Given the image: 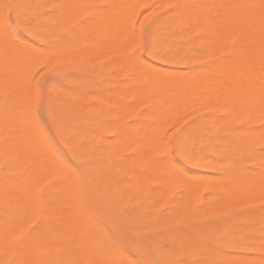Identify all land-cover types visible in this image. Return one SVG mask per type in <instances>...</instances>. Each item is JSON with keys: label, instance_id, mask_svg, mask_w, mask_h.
<instances>
[{"label": "rangeland", "instance_id": "rangeland-1", "mask_svg": "<svg viewBox=\"0 0 264 264\" xmlns=\"http://www.w3.org/2000/svg\"><path fill=\"white\" fill-rule=\"evenodd\" d=\"M3 1H4V3L6 2V5L4 4L5 6L3 5ZM17 1L18 0H2V2L0 1V4H2V6L5 7V12H6L5 16H6V18L8 17V19H6L5 22L4 21L2 22V23H4L3 25H5V27L2 26V23L0 26L2 27V29L8 28L5 30L10 31V34H11V36L9 35L11 37L10 38L8 36L9 33L3 34V32H5V31L3 30V32H2L0 30V32L3 34V35H1V33H0V38L5 39V40L8 38L6 40L8 43L16 41V43H18V44L20 43L19 45L21 47V49H20L18 47L19 45L17 46L18 49L21 50V52L19 51V52L15 53L14 58H11L13 55L9 54L7 45L3 44V47L5 49H2V47H0V61H1L0 62V64H1L0 71L6 72V69H8V66H9L11 68V70H15L14 71V73H15L18 69H21V68L23 69V67H24L25 73L22 69H21V71H23L22 75H24V74H26V75L23 78L24 81L22 79V83L21 82H20V84L18 83L19 85H16L17 82L16 83L14 82L13 83L14 85L10 84V86H9L8 84H5L4 82H2V80L0 79L1 80V82H0V92H1L0 93V103H1L0 104V115H6V114H8V116L11 115L10 118L8 119V121L11 122L12 124L14 122L13 118L16 115H18V118L16 116L14 123L15 124L16 123L21 124L22 128H24L23 124L28 125V123H30V125H31L32 123L34 124V123L38 122L37 125L38 124L39 125L38 126L34 125V127L33 126L29 127V126L25 125V127L29 128V129L27 128V130H29V132H30L29 135L32 134V132H33L32 137L30 135L31 140H34L33 141L34 143L40 144L41 147H42L43 143L46 145V143H45L46 141H43V143H42V139L47 140L48 146L49 147L51 146L50 148H52L53 151H55L57 153V155L59 154V156L63 160V164L66 165L64 167L65 168L67 167L65 174H63L64 176L62 175L57 179H53V181L48 180V181L43 183L44 186L41 184L39 186V188L37 189L38 196L44 197L45 194H42V193H45L50 188L49 186H52L55 183L56 184L60 183L59 185L65 184L66 186H71V185L73 186L74 185L76 188L75 198H76L77 202L79 203V205L81 206V208L85 211V213L90 218L91 224L93 223L90 227L92 232H94V234L91 235V238H90L91 241L93 242V244L97 250L102 251V253H103V251L108 253L107 254L108 256L106 255L108 258H111V256H112V258H111L112 260L110 259V261H111V263L115 261L114 264H116L117 261H120V262L126 261V264L127 263L128 264H173V263L178 264V262H180V264H183V263L184 264H224L226 261H229V262H226L225 264H229V263L230 264L231 263L232 264H240V263L244 264L245 262H246V264L247 263L253 264V262H254V264H256L258 262H262L261 260H263V258H264V231H263V229H264V200H263L264 197H262L264 195V189H263L264 188V181H263L264 180V178H263L264 172H262V171H264V167H263L264 159L262 161V158H260V157H264V156H261V153H264V146H263L264 145V139H263V136H258V135H261V132H263L261 130H263V128H264V122L261 119L264 118L263 117L264 111L256 108L257 106H256L255 92L248 91V93H247L248 100H247V98H246L247 101L243 102V100H242V102L244 104L240 105V109L244 108L245 111L243 110V112H242L243 115L241 114V111L239 113H236L237 115L234 114L233 117H235V118L230 117V116H232L231 114H233L231 112L233 102L222 107V106H220V104L222 105L223 101H222V103H221V101H219V111L217 110L218 112L217 111L213 112L212 110H206L205 108H202L201 111L200 110L194 111L195 114L193 113V115L187 116V114H188V111H187V113H185V114L188 118H186L185 120H182L178 125L175 124L176 125V126L174 125L175 128L172 125L175 123L176 120L175 121L173 120L174 123H171V122H173V121H171L170 124H172V125H168L169 127H166V124H167V122H166V124L164 126L165 129L162 127L161 132H160V134L163 132L161 134L162 138L160 136L161 145L158 144L159 141L157 142L158 150L159 149L162 150L161 149L162 146H164V147L166 146V147L162 151L159 150L160 152H158L157 149H155L154 153H152L153 155H151V154L148 155L147 153H144V156H143V154L136 151L138 149L136 145L123 146L121 144L119 145L118 141L117 142L115 141L117 136H116V133L114 132L113 127H116V125L122 126L126 130H130L131 128H133L130 131H132L137 136V134H140L138 132H141V129H140L141 125H140L139 121L142 122L141 124L144 123V124L149 125L150 122H153L152 121L153 118H150L151 114L153 115L154 112H158L157 109H156V111H152L153 103L155 104V106L160 104V105H158L159 107H157V108L161 107L163 109L165 107L164 103H163V107H162V105H161L162 103L156 104L154 101L151 100L153 98L155 100L159 96L160 93H159V90L157 88H149V89L147 88L146 103H145V100L144 101L142 100L144 98H142V99L139 98L140 95H138L139 97H136L137 93H138L137 90L140 92L141 90L143 91L144 89H146L143 86V83L141 81L139 73L137 76L138 70L140 71L139 65H142L143 64L142 62L145 61L148 64H152V66L161 67L164 69L166 68L165 70H168V69L173 70V69H176V67L179 70H181V69L185 70L182 59H179L180 62L178 59L173 60V55L175 54L176 45H180L181 48L187 50L189 53H192V55L195 53L196 54L199 53V55L202 54V55H204V57L211 56V58L209 60L203 59V60H198L196 62V65L198 66L199 69L200 68L204 69V70H206V69L210 70L211 68L214 69L216 67V65L222 64L224 62V59H226V57H228V55L226 53H224L223 51H219L220 52V54H219L218 51L214 48L213 39L211 37L205 38V36L203 35L204 33L202 31L194 30V32H193L192 31L193 29H189V30L186 29L187 30V32H186V30L184 28H182L179 24L174 23L175 19H172L173 17H171L172 14L170 15V13H173V10L176 9L177 5L175 3H177L178 0H172V2H171V0H167V2H169V1L171 2V3H169V6H168V4L165 6L166 0H163L162 5H164L165 7H163L162 10L159 8L160 0H147V1L145 0L144 3H143V1L141 2L143 4L139 3L140 4V5L138 4L139 6L136 4L138 2L135 0L136 3L134 2V6L136 5V7L134 8V6H133V8H134L133 9V15L134 16H132V19L134 18L132 20V30L134 33H133V35H131L132 36V38H131L132 42L130 41L131 42V47H130L131 49H128V47H127L126 49H128V52H126V50L123 49V51L125 50L124 53H123V51L121 52V50H120V52H117L115 49L118 50V48H115L116 44H114L113 42H111L110 45L114 44L115 47L113 45L112 46L115 49L112 47H106V45H107L106 43L108 42L107 41L108 39H106V38H108L107 35L104 36V38L106 37L105 38L106 41L103 42V39H102L103 38L102 33L104 32V30L102 29V28H104V22H103L104 20H102L101 18H102V16L105 18L106 14L109 15V13H111L110 10L114 9L113 6L117 2H119V0L118 1L114 0L116 3H112V2H114L113 0H112V2H111V0H98L99 2L97 0H94V1L93 0H84V1L83 0H77L76 4L78 3L77 6L79 5V7L75 6V8L76 9L81 8V9L80 10L77 9V11L74 10V11L70 12L72 14V17L74 14L73 12H75V11L77 12V15H76L77 18L75 17V14H74V18H75L74 21L71 20L72 19L71 14L67 13V11L63 10V8L61 7L60 3L63 0H61V1L54 0L56 3H54V1L52 0V4H50L51 2L49 3L50 0H47L46 2L44 0L43 1L42 0H39V1L31 0V3L29 4V6H25L24 11H20L21 13L15 7V3ZM88 1H90V2H88ZM95 1H97L96 2L97 4H94ZM110 2H111V4H108ZM263 2H264V0H263ZM44 3H47L49 6H47V4L45 5ZM158 3H159V5H158ZM196 3H197V6L199 3H201V4H199V7L205 6L204 3L202 2V0H198V1H196ZM42 5L44 7H42ZM90 5H92L93 7H91ZM111 5H113V6H111ZM146 5H152L154 7H152L151 11H147L146 7H145ZM262 5L264 6V3H262ZM2 6L0 5V7H2ZM4 7L2 8L3 12H4ZM89 7H91V9ZM94 7L96 9L99 8L100 11H102V9H103L102 12H104L106 10L105 12H109V13L105 14V12H104V15H103V13L101 14L100 11L95 10ZM250 7L253 8V11L255 10V12H256L255 15H256L257 19L258 18L263 19V20H260V19L258 20L259 23H257V27H256L255 32H258L259 34H261L260 37L262 40H258L257 43H258V45L259 44L261 45V48H264V44H263L264 43V40H263L264 34H262V32L264 31L263 30L264 29V16L262 17V15H261V14H264L263 13V11H264L263 7H258L257 4H250ZM107 8H109L110 10ZM260 8H262V9L259 11H260V13L262 11V13L259 15L262 18L259 17V15H258L259 11L257 9H260ZM89 9L92 11V13H90ZM92 9H94L95 12ZM26 10H27V12H25ZM85 10H88L87 12L90 14V16H92V14L95 15L96 11H97L100 13L99 15H101V17L98 16V13L95 15V18H93L94 15L92 17H90L88 15V13H86ZM17 11H18V13H17ZM63 11H65V13ZM81 11H83V12L81 13ZM62 12L64 13L65 16L63 15ZM159 12H162V13H159ZM167 12H168V14H167ZM78 13H80L79 16H78ZM0 14H1V17L5 18L4 17L5 13H2V11H0ZM2 14H3V16H2ZM21 14H23V15H21ZM54 14H55L56 18L54 17ZM25 15H27V16H25ZM66 15H68L70 18L68 19L67 18L68 16H66ZM86 15H88V16H86ZM22 16L24 18H22ZM51 16H52V18H55V19H51ZM1 17H0V19H1ZM18 17L20 19H18ZM62 17L65 20H62ZM85 17H87V18H85ZM159 17H161V20L166 21L168 24L167 27L170 28V29L167 27L165 28L166 34H164V35L160 34L161 30L158 29L157 27H155V23L160 20ZM162 17H164V18H162ZM57 18H60V19H58L59 22L56 21L57 23H54L55 24L54 25L55 27H54V26H52L53 25L52 22H53V20L55 22V20ZM99 18L103 22V24H102L103 27L101 25V22L98 23V24H100L99 26H101V27H99V26H97V27L100 28V31H103V32H100L102 34V36L98 32H96V31H99V29H97V27L95 28L96 23L93 26V21H95V22H96V20L100 21ZM169 18H171V19H169ZM50 19L52 21H50V23L47 22ZM66 19H67V21L69 20L68 22L71 21V23L68 24V22H66ZM7 20H8V23H7ZM89 20L92 22L91 23L92 25L87 24V22ZM78 21L80 22L81 25L79 24ZM172 21H174V22H172ZM0 22H1V20H0ZM9 22L11 24H9ZM63 22L67 23V24H63L64 27L61 24ZM24 23L25 24L27 23L26 25H29V26L38 25V27L41 24L39 27V29H41V30H39V32L43 33L41 35L43 36L44 40L43 39L38 40L35 37L34 33L33 34L27 33L25 31V24ZM59 23L62 26H60ZM56 24H59V25H56ZM76 24L78 26H76ZM153 24H154V26H153ZM258 24H259V26H258ZM261 24H263V25H261ZM47 26L49 28H47ZM58 26H60L61 28L63 27L62 28L63 30L58 31L57 29H61V28H58ZM91 26H92V29L95 30L94 33L92 32L91 28L89 29V27H91ZM1 27H0V29H1ZM43 27H44V30H43ZM66 27H67V29H66ZM54 28H56L55 29L56 31L54 30ZM261 28H263V29H261ZM86 29H88V31ZM247 29H249V28H247ZM182 30H184L183 31L184 36H182L183 35V33H181ZM80 31H82L84 34L79 33ZM158 31H159V34H158ZM52 32H53V34H51ZM87 32H88V34H87ZM14 33L16 34L15 36H14ZM252 33H253V30L250 31V29L245 30V32H244L245 40L248 43H249V40L252 39V37L254 35ZM48 34H49V36H48ZM73 34L75 35V37ZM131 34H132V31H131ZM180 34H182V35H180ZM88 35L91 37L93 35L92 38L88 37V39H90L89 41L87 39ZM160 35L165 36L169 39L168 45L171 48L169 47L168 50L165 51V54H168V56H172L171 58L169 57L170 58L169 63H167L163 66L158 65L157 61L160 57L159 55H157L155 57L149 53L148 56L145 57V51H144L146 46L152 45V43L157 40L156 37L159 36V38H161ZM12 36H14V37H12ZM16 36H17V38H16ZM174 36H175V38H176V36L178 38H176V40H175ZM98 37H100V38H98ZM179 37H181V38H179ZM20 38H21V40H20ZM95 38H97L98 40H96ZM150 39H151V41H150ZM20 41H24L26 43L30 42L29 44L27 43L28 45L33 43L35 45V48L43 47L44 49H42V50L43 51L45 50L44 52H46V53L49 50L48 49L46 51V47H49L50 51L51 50L53 51V49L56 48L55 50L57 51L59 49V47L61 46V47H63V50L60 47V49H59L60 52H59V50L57 52L53 51L54 54H52L51 52H48L50 54L49 55L48 53L46 54L43 51H38L37 49H35L37 51L34 52L33 47L30 48V46H28L31 50L33 49V52L31 50H29L28 52L31 51L32 54H29V53L27 54V52H26L27 51V48H26L27 45L25 46L26 49L22 48V47H24L22 45V43L24 44V42L21 43ZM92 41H94V42H92ZM61 42H63V43H61ZM86 42H87V45H84V43H86ZM95 42H97V43H95ZM88 43H90L89 45L92 44V46L91 47L88 46ZM102 43H103V45H102ZM104 43L106 44L105 45L106 49H104L105 47L100 46V44L102 46H104ZM109 43L110 42H108V44ZM1 44H2V42H0V46H2ZM121 44L124 45V43L120 42V45L118 44L117 47L118 46L121 47L122 46ZM171 44H173V45H171ZM14 45H15V43H14ZM125 45L127 46L128 43H125ZM94 47L98 48V49H95ZM100 47H101V49H99ZM90 48H92V49L90 50ZM93 49H95V50H93ZM102 49L105 51V53L102 52L103 51ZM22 50L24 53L22 52ZM80 50H81V52H85V54H87V55L90 54L91 55L90 59L84 53L79 52ZM87 50H89L90 52L87 53L88 52ZM100 50L102 53H104V56L106 55L105 58H104V56H103V58L101 57L102 53H100ZM92 51H94V52L99 51V55L100 54L101 55L99 56L96 52L93 53ZM130 52H131V54H130ZM33 53H34V55H33ZM71 53H73V54H71ZM76 53L78 54L79 57L77 56L76 59L74 60L76 55L75 56H73V55ZM4 54L6 56H4ZM40 54H41V56L44 55L45 57L42 56L40 58V56H39ZM79 54H81L82 60H81ZM83 54L85 55V57H83L84 56ZM92 54H94V57L92 56ZM96 54L98 55V57H100L99 59L101 61L98 60V58H96L98 61H96V59H93L97 56ZM209 54H211V55H209ZM8 55L10 56L9 60L6 59V61H5V57L8 58ZM17 55L19 58L17 57ZM22 55H24V56H22ZM29 55L34 56L33 58H35V59L32 58V60L33 61L35 60V64L38 63V65L36 64L37 67L33 61L31 62ZM37 55L39 57H35ZM58 55H60L61 58H63L64 60L61 61V58ZM71 56H73L72 57L73 59L71 58ZM24 57L27 59H25ZM127 57H130L133 59H138V60H135V62L132 61L134 63H132V62L129 63L126 61ZM10 58H11V60H10ZM44 58H45V62H40L41 60L44 61L43 60ZM56 58L58 59V61H56ZM69 58H71L72 60L68 61ZM123 58H124V60H123ZM12 59H13V61H12ZM14 59L15 60L20 59L19 60L20 63L18 60L14 61ZM91 59H93L92 62H90ZM117 59H120V60H117ZM261 59H262L261 65L263 64L261 67L262 68L261 71H263V74H264V57ZM51 60H52V62H51ZM140 60H141V62H140ZM7 61H9V62L11 61V62L7 63V65H6ZM25 61H27V62L29 61L30 65L34 64L35 66L31 65L33 67L32 68L30 65H28V63L23 65L25 63ZM67 61H68V63H67ZM13 62H15V64ZM49 62L52 63V65ZM84 62H85V64H84ZM118 62L120 63V65L118 64ZM124 62L127 65H129L130 67L127 68L126 64ZM137 62H139V64L136 67L135 64ZM170 62H172V63L170 64ZM11 63H13V64H11ZM48 63H49V67L47 65ZM140 63H142V64H140ZM174 63H176L177 65L176 66L173 65ZM9 64H11L12 66H10ZM16 64L18 65L17 68L19 67V64H20V68H18V69L15 68ZM113 64H115V65H113ZM121 64H123V65H121ZM5 65H6V67H5ZM77 65H79V66H77ZM131 65L133 66V68L131 67ZM13 66H14V68H12ZM121 66H123V67H121ZM35 67L37 69H35ZM116 67H119V70ZM1 68H2V70H1ZM113 68H116V69L113 71L112 70ZM122 68H123V72H122V70H120ZM134 68H135L134 72L131 71V69L133 70ZM195 68H197V67H194V69ZM32 69L35 70V71H33L34 73L31 72ZM136 69H137V71H136ZM8 70H10V69H8ZM129 70L131 71V73ZM135 71H136V73H135ZM8 72H10V71H8ZM19 72H20V70H19ZM132 72H133V75H132ZM202 72L203 71H200L198 74L201 75ZM249 72L250 73H248V72L246 73V77L249 74V78H251L252 75H250V74H252L253 69L250 70ZM14 73L12 71V74H14ZM115 73H120L121 75H118ZM134 73H135L136 77H135ZM114 77H116V78H114ZM29 80H33V82H35V83H33L32 81L26 82ZM81 80H82V82H81ZM3 83H4V85H3ZM23 83L26 84L25 85L26 90H24L25 88L24 89L20 88V87H24ZM27 83H29V84H27ZM31 83H33L32 91H34V92L31 91L32 93L30 91H28L27 87H26V86H28V89L31 90V88H30L32 86ZM78 83H80L81 86H78ZM134 83H136V84H134ZM21 84H23V85H21ZM34 84H35V86H34ZM107 84H108V86H107ZM117 84H118V86H117ZM15 85L17 88H20L21 90H23L24 94L30 93V94H33V97H32V95L29 96L30 94H27L24 96L22 92H21L22 93L21 94L18 91L17 92L19 95H17L16 94L17 92H15L17 89L15 87ZM29 85H30V87H29ZM95 85H96V88L94 87ZM13 87H15V88H13ZM134 87H136V88H134ZM141 88H143V89H141ZM14 89H15V91H14ZM20 89H19V91H21ZM109 90L111 91L110 92L111 94L108 92ZM121 90H122V92H121ZM9 91L11 94L9 93ZM24 91H27V92H24ZM126 91L128 93L130 91L129 94L127 93V96H126ZM135 91L137 93H135ZM155 91H157L158 96H157V93ZM249 92H250V95H249ZM8 93H9V95H8L9 98L7 96ZM14 93L18 96V98L20 100L18 98H15L16 95ZM76 93H80L82 95V98L84 99V101H83V99L81 100V99L74 98L73 96ZM154 93H155V95H153ZM68 94H69V96H68ZM107 94H108V96L110 95L109 97H111V100L114 99L113 100L114 105L106 106V105H103L100 103V101H99L100 97H101L100 95L106 96ZM21 95L24 97L21 98L22 97ZM86 96H88V97H86ZM89 96H92L93 99L92 98L90 99ZM94 96L97 97V99L98 98L99 99L97 100ZM123 96H126V98ZM154 96H156V98ZM30 97L33 98L34 103L29 101L28 98H30ZM13 98H15V99H13ZM24 98H25L26 102L28 99L30 104L28 102H27L28 104H25V101L21 100ZM115 98H116V100H115ZM137 98H139L138 101L141 100L140 104H139V102L136 101ZM249 99H251L252 101L254 100L253 102H254L255 106L252 104L253 102ZM7 100H9V102L6 104L5 102H7ZM96 101H99V102H96ZM116 101H117V103H116ZM2 102H4V103H2ZM64 102L67 103V105ZM142 102H144V104ZM228 102H231V101H228ZM228 102H226V103L224 102V103L227 104ZM10 103H12V104H10ZM20 103H21V106H20ZM31 103L34 106H31L32 105ZM119 103H121V104H119ZM132 104H133V107H134V105L136 106L137 104H139L138 106H140V105L141 106L140 107H137V106L134 107V109L136 108L134 110L133 107H131ZM12 105H13V108H12ZM115 105H117V106H115ZM124 105H125V107H124ZM128 105L131 108V109L129 108L130 110L127 108ZM247 105L250 106V108ZM24 106H25V108H22ZM94 106H96V107H94ZM194 106H191L190 109H192ZM196 106L193 109H196ZM229 106H231V107H229ZM241 106H243V107H241ZM246 106L249 109L246 108ZM16 107L18 108L17 110H16ZM88 107L90 109H88ZM115 107H118L117 110H115ZM30 108L34 109L33 112L35 115H33V116L35 118L32 116L33 112L31 113ZM56 108L57 109L58 108H61V109L68 108L70 113H71L70 119L72 121H75L78 119L83 120V119H88V118H92L93 120H95L96 122L94 125L91 126L88 137L85 139H77V138L73 137L70 133H67L64 135L62 132V125L56 121V115H57V111H58ZM119 108H121V109L119 110ZM161 108L159 110L160 111L159 114H161V112L165 110V108H164L161 111ZM198 108H199V106H198ZM6 109H8V111ZM20 109H22V110H20ZM145 109H147V110H145ZM250 109H252V110H250ZM253 109L255 111H258L259 113L261 111L263 112V113L261 112L262 115L260 114L261 115L260 118L257 117L258 113L252 112ZM79 110H82V112L80 113ZM29 111H30V113H29ZM117 111H119V113ZM120 111H122V112H120ZM131 111H132V114H131ZM133 111H135V113ZM5 112H6V114H5ZM16 112H18L19 114H17ZM20 112L23 113V115ZM111 112H112V114H110ZM116 112L118 115H121L120 113H122V115H121L122 117L118 116L116 114ZM191 112H189V113L191 114ZM250 112H252L253 114H251ZM101 113H102V115H101ZM254 113H256L257 115L256 114L254 115ZM20 114L22 115V117ZM208 114H210V115H208ZM247 114H248V116H246ZM249 114H251V116H249ZM27 115L28 116L30 115L29 118H27L28 117ZM182 115L184 116V114H182ZM182 115H181V117H180V115H179V117H177L173 114V116H174L173 118L175 119V117H177V121H178L179 120L178 118H180V119L183 118ZM252 115H254V116L252 117ZM186 116H184V118ZM209 116H217L220 119H222V117H223V119H225L226 121H231V123L229 124V129L230 128L235 129V130L237 129L239 132L245 131L244 133H246V130H247V134H244L242 132V136H244V137H242V139L243 138L247 139L248 142L247 141L245 142V140H243V142H245V143H243V142H241V143L245 144V146H248L249 148L252 147L251 148L252 150L247 149V147H245V152H243V154L239 158H237V160H233L232 158L229 159L231 156H228L229 154L227 155L226 152L222 153V151H224V148H225L223 144L218 145L217 148H215V149H208L206 146V143L203 142L202 137L205 134V131H207V128L209 127V124L205 123L206 119H208ZM240 116H242V117H240ZM24 117H26V119H23ZM248 117H251L250 119L253 118V120H252L253 123L251 121H249L250 119H248ZM11 118H12V120H11ZM19 118L21 121L18 120ZM118 118H121V119H118ZM171 118H172V114H168L167 116L165 115L166 120H169ZM256 118H259L261 121H259V123L257 121V123H256L255 122L257 120ZM22 119L24 120V122H22ZM27 119H29L28 123H26ZM33 119H34V121H33ZM234 119H236L237 121L235 122ZM254 119H256V120L254 121ZM120 120H122V121H120ZM16 121H18V122L20 121L21 123H18ZM31 121H33V122L31 123ZM248 122H249V124L250 123H252V124H250V126H249ZM200 123H205L204 129H206V130L205 131L204 130L199 131L196 134H195V132H193L196 135V137H195L196 143H194V145L197 147V151L195 152V154H196L195 158L196 159L192 161V159L188 158V149H189V146L191 144V141L189 142V140H187V137H185V136H187L188 133H190V131H193V129L196 127V125H198ZM242 123H244V125H246V123H247V125L244 126ZM168 124H169V122H168ZM112 125H115V126H112ZM239 125H241V126H239ZM242 125L244 126V129H243ZM16 126L20 128V126H18V125H16ZM59 127H60V129H59ZM102 127H104V128H102ZM249 127H251V128H249ZM256 127H257V130L260 131V134L255 133L256 138H254V141L256 139L261 140V141L263 140V141L262 142L258 141V143H257V141H255L256 144L254 143V141L252 143H250L249 141L250 140L252 141V135L250 136L249 134H251L253 132V129ZM30 128H31V130H33V129L35 130L36 128H39L40 130H42L41 132H43L42 135L44 137L39 135L40 132H39V134H38V132H34V131L31 132ZM241 128H242V130H241ZM163 129L165 131H163ZM250 129L252 130V132ZM24 130H26V128H24ZM37 130H35V131H37ZM248 130H249V132H248ZM255 131L256 130L254 129V132ZM258 131H257V133H258ZM254 132L252 134H254ZM3 133L4 134H2V139H0V145H1V143H4V145H7L8 143H6L5 141L3 142V140L5 139L6 141L9 142V137L12 135V132L11 131L9 132V130H7V132L5 131ZM10 133H11V135H9ZM6 135H7V137H6ZM35 135L41 137V141H40V138H37V136L35 137ZM245 135L246 136L249 135L250 139L248 140V137L245 138ZM263 135H264V133H263ZM0 138H1V136H0ZM6 138H8V140ZM260 138H262V139H260ZM36 139H38L39 141ZM165 140H167V142ZM107 141H109V142H107ZM112 141H114V142L112 143ZM185 142H187V143H185ZM165 143L167 145H164ZM109 144H111V145H109ZM250 144H253V145H250ZM254 144L256 147H254ZM45 145H43V146H45ZM179 145H182V146L180 147ZM48 146H46V147H48ZM133 146H135V147H133ZM116 147L119 149H118V151H115V154L112 157V159H113V162L116 163L117 167L114 169V171H112L113 168H109L107 170V172L101 176L102 178L98 177L99 168H101L100 166H104V165L109 166V162H108L109 160L107 158L108 155H106V150H108V149L117 150ZM129 147H130V149H129ZM221 148H223V149H221ZM100 149H103L104 152ZM257 149H258V151H257ZM214 151L216 152L215 154H214ZM249 151H251V152H249ZM159 154H160V156H159ZM255 154H257V155H255ZM124 156H126L127 158ZM139 156H140V158H139ZM145 156H146V158H145ZM152 156H153V159H152ZM159 157H160V159H159ZM203 157L205 158V160ZM243 157H245L244 161L242 160ZM2 158H3V160H2ZM2 158H0V172H2V173H0L1 174L0 177L3 179L13 178V176H11L12 172L9 170V169H11V167H10L11 165H10L8 158L7 157L6 158L2 157ZM222 158H224V159H222ZM255 158H257V159H255ZM217 159H219L220 162L218 160V163H217ZM136 160H138V161H136ZM152 160H153V165H154L153 167H152ZM161 160H164L163 162H165L168 165H164L165 163H162ZM143 161L145 162V166H144ZM149 162H150V166L153 169H151V167L149 166ZM168 162L173 163L176 167V170H175V168L174 169L171 168L169 166ZM230 162H232V164ZM235 162H237V163H235ZM242 162L243 163L245 162V163L243 164ZM7 163H9V164H7ZM147 163H148V166L146 165ZM190 163H191V165H190ZM155 164L157 167L159 166L160 168L159 167L157 168L155 166ZM199 164H200V166H199ZM160 165L162 166V168ZM164 166H166V167H164ZM167 167H169V168H167ZM164 168L165 169L167 168V169L165 170ZM123 169L125 171H123ZM152 170L155 172H152ZM125 172H127L129 175H131V178ZM182 172H184L187 175L190 174V176L193 174L200 173L202 175H205V177L207 179L205 180V178H203L204 179L203 183L202 184L200 183V186L198 188L197 197L200 196L201 198L196 197L197 201L194 200L190 206L191 210H192L191 211L192 216L186 217L180 221L179 220L178 221H172V220H170V218L172 217V214L171 215L169 214L171 211H173L172 207L177 202H181L183 200V195L185 197V194H186L185 193L186 187H187L186 184L183 182V184L185 185L184 186L182 183L179 182V180L182 176L181 175ZM253 172L257 173V175L260 174V177H261V175L263 177L260 178L256 174H254ZM177 173H179V174H177ZM252 173L254 174L255 178H258V179L260 178V179L259 180L255 179L253 177ZM132 174H133V176H132ZM236 174L239 176V178L241 177V179H240L242 181V183H240L241 185L240 184H239L240 186L238 185L240 180L237 183V180L239 179V178H237L232 183H228V185L225 186L226 187L225 189H230L233 192H238V191L240 193L242 192L243 196H244V194H246L244 196L246 198V200H249L248 197H251V199H250L251 201H249L250 204L248 202H247L248 203L247 204L245 202L246 200L245 201L242 200L243 205L240 202L239 203V205L241 204L240 206H238V205H236L237 207L229 206V208L231 207L233 210L232 209L229 210L228 206L224 207L225 209L228 208V210H225L223 208V198H222L225 194L220 193L219 191H215V190H213V188L216 187L217 190H220L225 185L224 181L230 180V178L234 179L236 177ZM136 175L138 177L142 176L145 178L144 182L141 184L140 187L136 186V184L134 182ZM176 175H178V176H176ZM208 175H209V177H208ZM233 175H234V177H232ZM242 175H244L243 178H242ZM248 175L249 176L252 175V176L249 177ZM165 176L169 177L172 181V184L170 186L171 187L170 190H172V191L169 190L168 191L169 194H167L166 196H165V194L162 195L160 193L162 191V188L160 187V184L158 181ZM222 176H226V178L229 176L230 178H227V179L225 178V180H222L223 179ZM132 177L134 178V180L132 179ZM219 177L222 179H220ZM247 177L249 178V181L247 180L248 183L246 182L244 184L245 180L248 179ZM146 178H147V180H146ZM215 178L217 181L215 180ZM218 178L220 179V181H223V182H221L222 184L220 183ZM252 178H254L253 179L254 181L252 180ZM125 180H126L127 184H125ZM148 180H149V182H148ZM212 180H213V182L215 180L216 186H215V182H214V184L212 183ZM175 181H177V183ZM209 181L214 187L212 185H211L212 188L210 187V183H207ZM256 181L257 182L259 181L258 183H260V182L262 183V184L260 183L261 186L259 184L260 187L258 186V188H257L258 183ZM49 182H50V184H49ZM201 182H202V180H201ZM251 182H254V185ZM173 183H176V185ZM131 184H133V185L131 186ZM95 185L97 186V188ZM99 185H101V186H99ZM201 185H203V188L201 187ZM116 186L117 187L119 186V187L117 188ZM242 186H246V187H244L245 189L244 188L242 189ZM113 187H115V188H113ZM137 187L140 189H137ZM180 187H182V188H180ZM46 188H47V190H46ZM112 188H113V190H111ZM131 189H133V190H131ZM150 189L153 191H151ZM257 189H259V191H261V192L257 191ZM42 190H44V191H42ZM139 190L142 192H140ZM147 190H148V192H147ZM251 190H253V191H251ZM120 192H122L124 199L122 198V196H121L122 194ZM126 192H128V193H126ZM150 192L152 193V196L150 195L151 194ZM252 192L255 194H253ZM258 192H259V194H258ZM133 193H135V195ZM179 193L181 194V196ZM211 194L215 195V196L212 198ZM256 194H257V197L259 196L257 199H255ZM217 195H219V196H217ZM248 195H250V196H248ZM246 196H248V197H246ZM252 197H254V200ZM261 197H262V201L260 199ZM156 198H158L157 201H156ZM167 198H169L168 201H167ZM140 199H141V201H140ZM152 199L154 202L152 201ZM177 199H178V201H177ZM203 199H205V201ZM123 200H124V202H123ZM170 200L171 201L173 200V202H172L173 204L170 203ZM116 202L119 203L118 206H117ZM167 202H169L171 205H169V203H167ZM218 202H219L218 208L221 207L219 209L220 212L219 211L218 212L213 211V213L211 214L210 212L212 210H215V209L217 210ZM244 203H245V205H244ZM85 204H86V206H85ZM121 204H123L122 207H120ZM82 205L84 207H82ZM165 205H167L168 207ZM213 205H215V206H213ZM202 206H203V208H205L204 210L207 213L203 212V210H200V209H203ZM211 206L213 207V209ZM199 207H200V209H199ZM115 208L120 209V211L119 210L115 211L116 210ZM150 208L154 209L155 212L152 209L150 210ZM208 209H210L209 213L207 211ZM118 211H119V213H122V214L120 215L118 213ZM201 211L204 213V215L201 214L202 213ZM0 212H1V210H0ZM205 213L209 214V215H205ZM247 215H248V220H247ZM118 217H119V219H118ZM256 217H258V218H256ZM145 218H147V221L144 220ZM163 219H164V221H163ZM155 220L158 221L157 222L158 224L161 223V225L157 226L158 224L156 223ZM132 221L134 223L137 222L138 224L134 225V223ZM127 222H129V223H127ZM254 222H256V223H254ZM180 223L182 225L179 226ZM126 225L129 229H127ZM131 225L133 226V228ZM92 226H93V228H92ZM145 226H146V228H145ZM187 226H189V227H187ZM244 226H246V227H244ZM29 228H30V230L39 229L40 228V219L33 221ZM134 228H136V229L134 230ZM241 229H243V231H241ZM97 231H98V235L96 234ZM236 231H239V233H240V234L238 233L239 234L238 236H240L239 238H237L238 240L234 238ZM181 233L185 234L187 236L186 240H187L188 244H190L189 246H191V248H193V249H191L189 246L187 247V245L185 246V249H184V247H180V244H181L180 242H182ZM224 236L226 237V239ZM258 236L260 238H258ZM249 239L250 240L252 239V241H250ZM200 240H201V242H200ZM225 240L227 241L228 244L226 243ZM247 240L249 242H247ZM211 241L214 242L215 244L212 243ZM233 242H234V246H232ZM253 243L255 245H252ZM171 245H173V246H171ZM178 245H179V247H178ZM247 245L248 246L250 245L249 248H251V249L248 250ZM260 245H261L260 248H262L261 249L262 251L258 252L256 250H260V248H259ZM175 246L178 248H181V249L178 250V248H176ZM201 246H202V248L207 247L212 251V255H214L215 261H209V255H207V253L204 252V250L201 248ZM194 247H196V248H194ZM182 248H183V250H182ZM254 248H257V249H255V251H254ZM200 249L202 250L203 253L201 252ZM110 250H111L112 255L110 253ZM181 253H182V255H181ZM118 254L119 255L121 254L120 260H118L119 259ZM224 255H225V257H224ZM45 256H48V254L45 253ZM241 256L242 257L244 256L245 258L244 257L242 258ZM248 256L249 257L252 256V257H250L251 259H249ZM116 257H117V259H116ZM121 257L123 260L121 259ZM228 257L230 258L229 260H228ZM234 257H235V259H234ZM246 257L248 259H246ZM252 258L253 259L257 258V260H254L252 262ZM242 259H243V261H242ZM244 259H246V260H244ZM248 260H251V261H248ZM262 263H258V264H262ZM62 264H75V263H74V261L71 260V261H68L67 263L63 261Z\"/></svg>", "mask_w": 264, "mask_h": 264}, {"label": "bare ground", "instance_id": "bare-ground-1", "mask_svg": "<svg viewBox=\"0 0 264 264\" xmlns=\"http://www.w3.org/2000/svg\"><path fill=\"white\" fill-rule=\"evenodd\" d=\"M1 2H2V0H0ZM37 1H39V0H37ZM43 1V0H42ZM45 2L47 1V0H44ZM54 1V0H53ZM59 1H61V0H59ZM84 1V0H83ZM94 1V0H93ZM98 1V0H97ZM97 1H95L94 2V4H97L96 2ZM114 1V0H113ZM118 1V0H117ZM136 1L138 2V3H136ZM119 0V2H112V0H111V2L112 3H116L114 6L113 5H111V6H113L114 7V9L112 10L110 7V9L109 8H107V9H109L110 10V12L111 13H109V12H105V14L106 13H109V15L108 14H106V16H105V18L102 16V20H104L103 22H104V28H102L103 30H104V32L103 31H100V28H98L97 26H99L100 24H98L99 22H101V25L103 24V22H102V20H100V18H99V20L100 21H98V20H96V22L95 21H93V26H94V24L96 23V25H95V28L97 27V29H99V31H96V32H98L101 36H102V34H103V42L104 41H106L105 40V38H104V36L105 35H107V37L108 38H106V39H108L107 41L108 42H110L109 44H108V42L105 44L104 43V46H102L103 45V43H102V45L100 44V46L101 47H105V45H106V47H112V48H114L115 47V45L114 44H116V47L115 48H118V50L117 49H115L117 52H120V50H121V52L123 51V49H125L126 50V52H128V49H131L130 47H131V38H132V36L131 35H133V30H132V20L134 19H132V16H134L133 15V9L136 7V5L134 6V2L138 5L139 3L140 4H143L144 3V1L145 0ZM140 1V2H139ZM143 1V3H141ZM147 1V0H146ZM196 1H198V0H178L177 1V3H175L177 6H176V9L175 10H173V13H170V15L172 14V16L171 17H173L172 19H175L174 21H172V22H174V23H177V24H179L182 28H184L185 30L187 29V30H189V29H193L192 31L194 32V30H198V31H202L204 34V36H205V38H208V37H211L212 39H213V44H214V48L218 51V53L220 54V52L219 51H223L224 53H226L227 55H228V57H226V59H224V62L222 63V64H220V65H216V67L214 68V69H210V70H208V69H206V70H204V69H199L198 68V66L196 65V62L198 61V60H203V59H205V60H209L210 58H211V56H209V57H204V55H199V53L198 54H193L192 55V53H189L187 50H185V49H183V48H181L180 47V45H176V49H175V54L173 55V60H179V59H182L183 60V65H184V67H185V70H179V69H177V67H176V69H173V70H171V69H168V70H165L164 68H161V67H156V66H152V64H148V63H146L145 61L144 62H142V63H140V64H142V65H139L140 66V71L138 70V72H137V76H138V73H139V76H140V78H141V81H142V83H143V86L146 88V89H144L143 91L141 90V89H143V88H141L140 90V92L137 90V92L135 91V93H137V96L136 97H139L138 95H140V97L139 98H144V99H142L143 101L145 100V103H146V97H147V88L149 89V88H157L158 90H159V96H158V93H157V91H155L156 93H157V98H156V96H154L156 99L154 100V98L153 99H151L152 101H154L156 104H158V103H162L161 105H162V107H163V103H164V108H165V110L164 111H162L163 109L161 108V114H159L160 113V108H157V107H159L158 105H160V104H158V105H156L155 106V104L153 103V109H152V111H156V109L158 110V112H154V114L152 115L151 114V116H150V118H153L152 119V121L153 122H150L149 123V125L148 124H141L142 122H140L139 121V123H140V129H141V132H138V133H140V134H137V136L132 132V131H130L131 129H133V128H129L130 130H126L125 128H123L122 126H117L116 125V127H113L114 128V132L116 133V142L118 141L119 143V145L121 144V145H123V146H130V145H136L137 146V150L136 151H138L139 153H141V154H143V156H144V153H147L148 155L149 154H151V155H153L152 153H154V151H155V149H157V151L158 152H160V151H162L163 149H165V147L164 146H162L161 147V149L162 150H158V146H157V142L159 141V145H161V143H160V141H161V139H160V136H161V138H162V133L160 134V132H161V129H162V127L165 129V124H166V122H167V124H166V127H169L168 125H172V124H170V122L171 121H177V117H179V115H180V117H181V115L182 114H184V116H186V114L185 113H187V111H188V114H187V116H191V115H193V113H194V111H201L202 110V108H205L206 110H212L213 112H216L217 110L219 111V101H221V103H222V101H223V103H222V105L220 104V106H225V105H228L229 103H232L233 102V104H232V109H231V112L233 113V114H231L232 116H230V117H233V115L234 114H236V113H239L240 111H241V114H242V112H243V110H244V108L243 109H240V105H243L244 103V101H247L248 100V96H247V93H248V91H252V92H255V98H256V108H258V109H261V110H263L264 111V74H263V71H261L262 70V65H261V58H263L264 57V48H261V45L259 44L258 45V43H257V41L258 40H262L261 39V37H260V35L261 34H259L258 32H255L256 31V27H257V23H259L258 22V20L260 19V18H258L257 19V17H256V12H255V10L253 11V8L252 7H250V4H257L258 5V7H263V10H264V6L262 5V3H264L263 2V0H202V2L204 3V7H199V4H201V3H199L198 4V6H197V3H196ZM36 2V1H35ZM51 2V3H50ZM76 2H77V0L75 1V0H63V1H61V7L63 8V10H65V11H67V13H70V12H72V11H74V10H76L77 11V9L75 8V6H77V4H76ZM88 2H90V1H88ZM99 2V1H98ZM101 2V1H100ZM109 2V1H108ZM111 2L110 3H108V4H111ZM158 2V1H157ZM163 0L161 1L160 0V5H159V3H158V5H159V8L162 10V8L163 7H165L167 4H168V6H169V3H171L172 2V0H171V2L169 1V2H167V0H166V4H165V6L164 5H162L163 3ZM31 3V0H18L16 3H15V7H16V9L20 12V11H24V8H25V6H29V4ZM49 3L50 4H52V0H50L49 1ZM54 3H56L55 1H54ZM86 3V2H85ZM146 3V2H145ZM174 3V2H173ZM6 5V2L4 3V1H3V5ZM28 4V5H27ZM41 4V3H40ZM45 5L47 4V3H44ZM89 4V3H88ZM139 4V5H140ZM1 6H2V4H0ZM4 5V6H5ZM138 5V6H139ZM262 5V6H261ZM4 6H2V7H0V11H2V13H5L4 14V17L5 18H3V17H1V14H0V17H1V22H0V25H1V23L4 21L5 22V20L6 19H8V17L6 18V12H5V7ZM47 6H49L48 4H47ZM91 7H93L92 5H90ZM108 6V5H107ZM133 6H134V8H133ZM161 6V7H160ZM256 6V5H255ZM4 7V12H3V8ZM42 7H44L43 5H42ZM77 7H79V5L77 6ZM91 7H89L90 9H91ZM96 7V6H95ZM94 7V9L95 10H97V11H100V9L98 8V9H96ZM46 8V7H45ZM252 8V9H251ZM28 9V8H27ZM42 9V8H41ZM81 8H79L78 10H80ZM89 9V10H90ZM94 9H92L93 11H94ZM174 9V8H173ZM255 9V8H254ZM262 8H260V9H257L258 11L259 10H261ZM47 10V9H46ZM108 10V11H109ZM165 10V9H164ZM18 11H17V13H18ZM29 11V10H28ZM31 11V10H30ZM49 11V10H48ZM65 11H63L64 13H65ZM73 12L74 14H75V17H76V15H77V12ZM86 11V13H88L87 11L88 10H85ZM96 11V14L98 13V16H100L101 17V15H99L100 13L102 14L103 13V15H104V12H102L103 11V9H102V11H100V13L99 12H97ZM25 12H27V10L25 11ZM24 12V13H25ZM62 12V13H63ZM83 11H81V13H82ZM95 12V11H94ZM166 12V11H165ZM21 13V12H20ZM23 13V14H24ZM61 13V14H62ZM64 13H63V15H64ZM90 13H92V11L90 10ZM159 13H162V12H159ZM261 13H262V11H261ZM260 13V11H259V13H258V15L259 14H261ZM263 13H264V11H263ZM23 14H21V15H23ZM71 14V13H70ZM74 14H73V17H72V14H71V17H72V21H74L75 20V18H74ZM79 14L80 13H78V16H79ZM95 14V15H96ZM167 14H168V12H167ZM17 15V14H16ZM47 15V14H46ZM69 15V14H68ZM68 15H66V16H68ZM88 15L90 16V14L88 13ZM88 15H86V16H88ZM94 14H92V16H93ZM95 15H94V17L93 18H95ZM262 15V17L264 16V14H261ZM2 16H3V14H2ZM25 16H27V15H25ZM49 16V15H48ZM65 16V15H64ZM82 16V15H81ZM92 16H90V17H92ZM97 16V17H98ZM21 17V16H20ZM50 17V16H49ZM54 17H55V14H54ZM166 17V16H165ZM259 17H261L260 15H259ZM261 17V18H262ZM3 18V19H2ZM22 18H24L23 16H22ZM48 18V17H47ZM56 18V17H55ZM55 18H52V16H51V19H55ZM61 18V17H60ZM60 18H57L56 20H55V22H54V20H53V22H52V26H54L55 24L54 23H57V22H59L58 21V19H60ZM68 19L70 18L69 16L67 17ZM74 18V19H73ZM77 18V17H76ZM80 18V17H79ZM85 18H87V17H85ZM160 18V20L159 21H157L156 23H155V27H157L158 29H160L161 30V33L160 34H162V35H164V34H166V30H165V28L167 27V22L166 21H164V20H161V17H159ZM162 18H164V17H162ZM18 19H20L19 17H18ZM49 19V18H48ZM49 20V21H47V22H49L50 23V21H52V20ZM98 19V18H97ZM169 19H171V18H169ZM62 20H65L63 17H62ZM95 20V19H94ZM260 20H263V19H260ZM57 21V22H56ZM69 21V20H68ZM67 21V19H66V22H68ZM45 22V21H44ZM62 22V21H61ZM79 22V21H78ZM90 22V23H89ZM7 23H8V20H7ZM18 23V22H17ZM69 23H71V21L70 22H68V24ZM83 23V22H82ZM85 23V22H84ZM92 22L89 20L88 22H87V24H90V25H92L91 24ZM4 23H2V26L3 27H5V25H3ZM9 24H11L10 22H9ZM25 24V23H24ZM27 24V23H26ZM25 24V31L27 32V33H30V34H33L34 33V35H35V37L38 39V40H42L43 39V36L41 35V34H43V33H40L39 32V30H41V29H39V27H40V25H39V27H38V25H32V26H29V25H26ZM30 24V23H29ZM39 24V23H38ZM60 24V23H59ZM59 24H56V25H59ZM62 25L63 24H67V23H61ZM60 24V26H62ZM79 24H80V22H79ZM86 24V23H85ZM81 25V24H80ZM84 25V24H83ZM89 25V26H90ZM261 25H263V24H261ZM60 26H58V28H61ZM70 26V25H69ZM76 26H78L77 24H76ZM85 26V25H84ZM153 26H154V24H153ZM258 26H259V24H258ZM1 27V26H0ZM55 27V26H54ZM63 27H64V25H63ZM62 27V28H63ZM88 27V26H87ZM99 27H101V26H99ZM102 27H103V25H102ZM261 27V26H260ZM46 28V27H45ZM47 28H49L48 26H47ZM57 28V27H56ZM56 28H54V30L56 29ZM57 29L58 31L60 30H63V29ZM76 28V27H75ZM86 28V27H85ZM91 28V30H92V32L94 33V29H92V26L91 27H89V29ZM167 28H169V27H167ZM247 28H249L250 29V31L251 30H253V33L252 34H254L253 35V37H252V39H250L249 40V43L245 40V35H244V32H245V30H249V29H247ZM5 29H8V28H5ZM4 28L2 29V27H1V31L3 32V30L6 32H3V34H8V36L10 35L11 36V34H10V31H8V30H5ZM14 29V28H13ZM66 29H67V27H66ZM155 29V28H154ZM170 29V28H169ZM177 29V28H176ZM261 29H263V28H261ZM43 30H44V27H43ZM83 30V29H82ZM87 31H88V29H86ZM187 30H186V32H187ZM264 30V29H263ZM46 31V30H45ZM49 31V30H48ZM56 31V30H55ZM131 31H132V34H131ZM180 31V30H179ZM184 30H182V32L181 33H183V35L182 34H180V35H182V36H184V32H183ZM15 32V31H14ZM86 32V31H85ZM90 32V31H89ZM95 32V33H96ZM100 32H103L102 34L100 33ZM190 32V31H189ZM188 32V33H189ZM201 32V33H202ZM255 32V33H254ZM264 32V31H263ZM262 32V34H264ZM1 33V32H0ZM49 33V32H48ZM79 33H82V34H84L82 31H80ZM155 33V32H154ZM153 33V34H154ZM187 33V34H188ZM2 33H1V35H3ZM13 34V33H12ZM51 34H53V32L51 33ZM87 34H88V32H87ZM158 34H159V31H158ZM192 34V33H191ZM16 34L14 33V36H15ZM27 35V34H26ZM74 35V34H73ZM97 35V34H96ZM99 35V36H100ZM9 36V37H10ZM14 36H12V37H14ZM33 36V35H32ZM48 36H49V34H48ZM57 36V35H56ZM154 36V35H153ZM161 36V35H160ZM252 36V35H251ZM74 37H75V35H74ZM88 37H91V36H87V39H88ZM92 37H93V35H92ZM91 37V38H92ZM187 37V36H186ZM185 37V38H186ZM11 38V37H10ZM16 38H17V36H16ZM73 38V37H72ZM98 38H100V37H98ZM157 38V40L156 41H154L153 43H152V45H150L151 47H150V51H149V53L152 55V56H157V55H159L160 57H159V59H158V65L159 66H163V65H165V64H167V63H169V61H170V58L172 57V56H168V54H165V51L166 50H168V48L170 47L169 45H168V42H169V39L167 38V37H165V36H161V38H159V36L158 37H156ZM155 38V39H156ZM174 38H175V36H174ZM176 38H178L177 36H176ZM176 38H175V40H176ZM179 38H181V37H179ZM263 38V37H262ZM8 39V38H7ZM6 39V40H7ZM62 39V38H61ZM86 39V38H85ZM96 40H98L97 38H95ZM154 39V40H155ZM5 39H2V38H0V42H2V46H0V47H2V49H5L4 47H3V44L4 45H7L8 46V52H9V54H12L13 56L11 57V58H14L15 56H14V54L15 53H17V52H21V50H19L18 49V47L21 49V47H20V43L18 44V43H16V41H13V42H10V43H8L7 41H6ZM16 40V39H15ZM18 40V39H17ZM20 40H21V38H20ZM44 40V39H43ZM90 39H88V41H89ZM264 40V39H263ZM64 41V40H63ZM131 41V42H130ZM150 41H151V39H150ZM153 41V40H152ZM191 41V40H190ZM21 43L22 42H24V41H20ZM92 42H94V41H92ZM100 42V41H99ZM111 42H113L114 44H112V45H110L111 44ZM120 42L121 43H124V45L123 44H121L122 46L120 47V46H118L117 47V45L119 44L120 45ZM13 43V44H12ZM14 43H15V45H14ZM28 44L30 43V42H27ZM26 42H24V44L22 43V45L24 46V47H22V48H25V46L27 45V54L29 53V54H32L31 53V51L33 52V49H34V52H36L37 50L38 51H43L42 49H44L43 47H41V48H35V45L33 44V43H31L30 45H28ZM61 43H63V42H61ZM91 43V42H90ZM90 43H88V46H92V44L91 45H89ZM95 43H97V42H95ZM125 43H128V45L126 46L125 45ZM48 44V43H47ZM50 44V43H49ZM59 44V43H58ZM130 44V45H129ZM264 44V43H263ZM19 45V46H18ZM34 45V46H33ZM43 45V44H42ZM52 45V44H51ZM50 45V46H51ZM74 45V44H73ZM84 45H87V42L86 43H84ZM110 45V46H109ZM171 45H173V44H171ZM193 45V44H192ZM18 46V47H17ZM28 46H30V48L31 47H33V49L31 50ZM54 46V45H53ZM56 46V45H55ZM97 46V45H96ZM95 46V47H96ZM57 47V46H56ZM61 47V46H60ZM60 47H59V49H60ZM75 47V46H74ZM94 47V48H95ZM99 47V46H98ZM101 47L99 48V49H101ZM106 47L104 48V49H106ZM128 47V49H126ZM263 47V46H262ZM25 48V49H26ZM58 48V47H57ZM121 48V49H120ZM171 48V47H170ZM35 49H37V50H35ZM49 49V50H48ZM56 49V48H55ZM55 49H53V51L55 52L56 50ZM58 49V50H59ZM61 49L63 50V47H61ZM71 49V48H70ZM92 48H90V50H91ZM95 49H98V48H95ZM95 49H93V50H95ZM29 50H31L30 52H28ZM48 50V52H51L52 54H54L53 53V51L51 50L50 51V48L49 47H46V51ZM57 50V51H58ZM103 50V49H102ZM124 50V51H125ZM172 50V49H171ZM2 51V50H1ZM45 51V50H44ZM43 51V52H44ZM56 51V52H57ZM65 51V50H64ZM63 51V52H64ZM83 51V50H82ZM88 51V52H87ZM86 52L87 53H89L90 51L89 50H87ZM124 51H123V53H124ZM194 51V50H193ZM4 52V51H3ZM22 52H23V50H22ZM25 52V53H26ZM47 52V53H48ZM59 52H60V50H59ZM76 52V51H75ZM79 52H81V50L79 51ZM93 53H97L98 55H99V51L97 52V51H92ZM91 52V53H92ZM102 52H104L105 53V51L103 50ZM101 52V50H100V53H102ZM125 52V53H126ZM24 53V52H23ZM38 53V52H37ZM40 53V52H39ZM44 53H46V52H44ZM46 53V54H47ZM81 53H84L85 54V52H81ZM104 53H102V55H101V57L103 58V56H104ZM19 54V53H18ZM36 54V53H35ZM43 54V53H42ZM49 54V53H48ZM65 54V53H64ZM71 54H73V53H71ZM83 54V55H84ZM96 54V55H97ZM130 54H131V52H130ZM129 54V55H130ZM33 55H34V53H33ZM33 55H29L30 57V59H31V62L33 61L32 60V58L34 57ZM50 55V54H49ZM57 55V54H56ZM67 55V54H66ZM76 55V56H75ZM80 55V58H81V54H79ZM82 55V56H83ZM87 57H89V59H90V54L89 55H87V54H85ZM85 55L83 56V57H85ZM95 55V56H96ZM98 55L95 57V58H93V59H96V58H98V60H100L99 58L100 57H98ZM99 55V56H100ZM128 55V54H127ZM171 55V54H170ZM209 55H211V54H209ZM226 55V56H227ZM4 56H6L5 54H4ZM20 56V55H19ZM22 56H24V55H22ZM26 56V55H25ZM40 56V58L42 57V56H44V55H42L41 56V54L39 55ZM38 55L37 56H35V57H39ZM58 56H60V55H58ZM70 56V55H69ZM73 56H75V58H74V60L76 59V57L78 56V54L76 53V54H74ZM73 56H71V58L73 57ZM92 56L94 57V54H92ZM106 56V55H105ZM105 56H104V58H105ZM119 56V55H118ZM135 56V55H134ZM9 55H8V58L7 57H5V61H6V59H8L9 60ZM17 57H18V55H17ZM45 57V56H44ZM79 57V56H78ZM115 57V56H114ZM136 57V56H135ZM170 57V58H169ZM214 57V56H213ZM3 58V57H2ZM11 58H10V60H11ZM19 58V57H18ZM25 58V57H24ZM60 58H61V56H60ZM71 58H69L68 59V61L69 60H72ZM107 58V57H106ZM117 58V57H116ZM119 58V57H118ZM137 58V57H136ZM4 59V58H3ZM25 59H27V58H25ZM33 59H35V58H33ZM37 59V58H36ZM49 59V58H48ZM79 59V58H78ZM93 59H91V61L90 62H92V60ZM114 59V58H113ZM140 59V58H139ZM223 59V58H222ZM221 59V60H222ZM18 61L20 60V59H17ZM17 60H15L14 59V61H17ZM23 60V59H22ZM40 60V59H39ZM38 60V61H39ZM44 61H40V62H45V58L43 59ZM54 60V59H53ZM64 59L63 58H61V61H63ZM81 60H82V58H81ZM97 59H96V61H98ZM103 60V59H102ZM117 60H120V59H117ZM122 60V59H121ZM123 60H124V58H123ZM135 60H138V59H133V58H130V57H127V59H126V61L127 62H129V63H131L132 61H134L135 62ZM154 60V59H153ZM12 61H13V59H12ZM56 61H58V59L56 58ZM60 61V60H59ZM68 61H67V63H68ZM101 61V60H100ZM115 61V60H114ZM223 61V60H222ZM1 62V61H0ZM11 62V61H10ZM9 61H7L6 62V65H7V63H10ZM24 62V61H23ZM34 62V64H35V60L33 61ZM51 62H52V60H51ZM54 62V61H53ZM122 62V61H121ZM134 62H132V63H134ZM140 62H141V60H140ZM173 62V61H172ZM172 62H170V64L172 63ZM179 62H180V60H179ZM14 64H15V62H13ZM13 63H11V64H13ZM19 63H20V61H19ZM28 63V65H30L29 63V61L27 62V61H25V63L23 64V65H25V64H27ZM50 63V62H49ZM49 63L47 64L48 65V67H49ZM79 63V62H78ZM94 63V62H93ZM116 63V62H115ZM125 63V62H124ZM11 64H9L10 66H12ZM34 64H31L32 66H35L36 64L38 65V63H36L35 65ZM45 64V63H44ZM51 65H52V63H50ZM55 64V63H54ZM63 64V63H62ZM84 64H85V62H84ZM90 64V63H89ZM92 64V63H91ZM118 64L120 65V63L118 62ZM126 64V63H125ZM139 64V62H137L135 65H136V67H137V65ZM6 65H5V67H6ZM30 65V66H31ZM37 65H36V67H37ZM43 65V64H42ZM71 65V64H70ZM113 65H115V64H113ZM121 65H123V64H121ZM173 65H177L176 63H174ZM207 65V64H206ZM261 65V66H260ZM0 66H1V64H0ZM17 64H16V67L15 68H17ZM31 66V67H32ZM77 66H79V65H77ZM84 66V65H83ZM94 66V65H93ZM125 66V65H124ZM35 67V69H37ZM107 67V66H106ZM113 67V66H112ZM111 67V68H112ZM121 67H123V66H121ZM120 67V68H121ZM126 67L127 68H129L130 66L129 65H127L126 64ZM125 67V68H126ZM131 67L133 68V66L131 65ZM194 67H197V68H195L194 69ZM12 68H14V66L12 67ZM18 68H20V64H19V67ZM17 68V69H18ZM33 68V67H32ZM110 68V69H111ZM118 70H119V67H116ZM116 68H113L112 70L114 71ZM126 68V69H127ZM137 68V69H138ZM261 68V69H260ZM8 69H10V70H8ZM8 69H6V72H4V71H0V79L2 80V82H4L5 84H8L9 86H10V84H13L14 82L16 83V85H19L20 84V82L22 83V79L24 78V76L26 75V74H24V75H22V72L24 71V67H23V71H21V69H18L15 73H14V71L15 70H11V68L8 66ZM82 69V68H81ZM109 69V68H108ZM137 69H136V71H137ZM253 69V72H252V74H250V75H252V77L251 78H249V74H248V76L246 77V73L248 72V73H250L249 71L250 70H252ZM1 70H2V68H1ZM10 71V72H8V71ZM19 70H20V72H19ZM104 70V69H103ZM120 70H122V72H123V68L122 69H120ZM134 70H135V68L132 70L131 69V71H133L134 72ZM12 71H13V73L14 74H12ZM33 71H35V70H33L32 69V71L31 72H33ZM37 71V70H36ZM64 71V70H63ZM96 71V70H95ZM94 71V72H95ZM107 71V70H106ZM117 71V70H116ZM130 71V70H129ZM131 71H130V73H131ZM136 71H135V73H136ZM200 71H203L202 72V74L200 75V74H198ZM84 72V71H83ZM120 72V71H119ZM126 72V71H125ZM133 72H132V75H133ZM24 73H25V71H24ZM34 73V72H33ZM36 73V72H35ZM129 73V74H130ZM135 73H134V75H135ZM115 74H118V75H121L120 73H115ZM93 75V74H92ZM114 75V74H113ZM117 75V76H118ZM131 75V74H130ZM196 75V76H195ZM199 75V76H198ZM103 76V75H102ZM115 76V75H114ZM116 76V77H117ZM34 77V76H33ZM116 77H114V78H116ZM130 77V76H129ZM135 77H136V75H135ZM134 77V78H135ZM26 78V77H25ZM131 78V77H130ZM248 78V79H247ZM133 79V78H132ZM136 79V78H135ZM1 80H0V82H1ZM139 80V79H138ZM23 81H24V79H23ZM33 82V80H29V81H26V82ZM132 81V80H131ZM79 82V81H78ZM81 82H82V80H81ZM110 82V81H109ZM137 82V81H136ZM4 83H3V85H4ZM19 83V84H18ZM25 83V82H24ZM23 83V84H24ZM33 83H35V82H33ZM33 83H31L32 84V86L30 87V85H29V87L31 88V90H29L28 89V86H26L27 87V90L28 91H32V88H33ZM118 83V82H117ZM138 83V82H137ZM23 84H21V85H23ZM27 84H29V83H27ZM77 84V83H76ZM134 84H136V83H134ZM141 84V83H140ZM2 85V86H3ZM14 85V84H13ZM16 85H15V87H16ZM25 85L26 84H24V87H20V88H25ZM70 85V84H69ZM110 85V84H109ZM123 85V84H122ZM34 86H35V84H34ZM78 86H81L80 85V83H78ZM107 86H108V84H107ZM117 86H118V84H117ZM124 86V85H123ZM138 86V85H137ZM140 86V85H139ZM15 87H13V88H15ZM95 88H96V85L94 86ZM17 88V87H16ZM20 88H17L16 89V91H15V89H14V91L15 92H22L23 93V90H21ZM134 88H136V87H134ZM19 89L21 90V91H19ZM93 89V88H92ZM119 89V88H118ZM117 89V90H118ZM139 89V88H138ZM156 89V90H157ZM12 90V89H11ZM24 90H26V88L24 89ZM61 90V89H60ZM114 90V89H113ZM120 90V89H119ZM92 91V90H91ZM124 91V90H123ZM133 91V90H132ZM131 91V92H132ZM3 92V91H2ZM13 92V91H12ZM18 92L16 93L17 95H19L18 94ZM24 92H27V91H24ZM32 92H34V91H32ZM31 92V93H32ZM67 92V91H66ZM109 93L111 92L110 90L108 91ZM121 92H122V90H121ZM134 92V91H133ZM1 93V92H0ZM9 93H10V91H9ZM9 93L7 94V96L9 95ZM21 93V94H22ZM84 93V92H83ZM104 93V92H103ZM115 93V92H114ZM117 93V92H116ZM127 91H126V96H127ZM129 93H130V91H129ZM128 93V94H129ZM11 94V93H10ZM13 94V93H12ZM15 94V93H14ZM15 94V95H16ZM27 94H30V93H26V94H24L23 93V95L25 96V95H27ZM92 94V93H91ZM97 94V93H96ZM102 94V93H101ZM111 94V93H110ZM118 94V93H117ZM134 94V93H133ZM16 95V97L15 98H18V96ZM32 95V97H33V94H30L29 96H31ZM88 95V94H87ZM124 95V94H123ZM153 95H155V93L153 94ZM249 95H250V92H249ZM14 96V95H13ZM22 96V95H21ZM20 96V97H21ZM24 96H22L21 98H23ZM28 96V97H29ZM35 96V95H34ZM68 96H69V94H68ZM71 96V95H70ZM97 96V95H96ZM101 97H100V103L101 104H103V105H106V106H112V105H114V99L113 100H111V97H109L108 96V94L105 96V95H100ZM126 96H123V97H125L126 98ZM2 97V96H1ZM27 97V96H26ZM74 98H76V99H83L82 98V95L80 94V93H76V94H74V96H73ZM86 97H88V96H86ZM90 97V99L92 98V96H89ZM95 97V96H94ZM117 97V96H116ZM135 97V98H136ZM8 98H9V96H8ZM15 98H13V99H15ZM96 99H97V97H95ZM139 98H137L136 99V101L137 102H139V104H140V102H141V100L140 101H138L139 100ZM246 98H247V100H246ZM250 98V97H249ZM252 98V97H251ZM4 99V98H3ZM11 99V98H10ZM9 99V100H10ZM19 99V98H18ZM27 99V98H26ZM29 99V101H31L32 103H34V100H33V98H28ZM28 99H27V102L29 103V101H28ZM31 99V100H30ZM93 99V98H92ZM99 99V98H98ZM97 99V100H98ZM9 100H7V102H5L6 104L9 102ZM17 100V99H16ZM15 100V101H16ZM20 100V99H19ZM21 100H24L25 101V98L24 99H21ZM70 100V99H69ZM115 100H116V98H115ZM149 100V99H148ZM147 100V101H148ZM242 100H243V102H242ZM249 100H251V99H249ZM83 101H84V99H83ZM95 101V100H94ZM99 101H96V102H99ZM228 101H231V102H228ZM252 101V100H251ZM254 101V100H253ZM252 101V102H253ZM4 102H2V103H4ZM13 102V101H12ZM23 102V101H22ZM26 101H25V104H28ZM78 102V101H77ZM82 102V101H81ZM226 102H228L227 104H225ZM250 102V101H249ZM19 103V102H18ZM24 103V102H23ZM31 103V104H32ZM65 103V102H64ZM75 103V102H74ZM116 103H117V101H116ZM143 104H144V102H142ZM242 103V104H241ZM1 104V103H0ZM10 104H12V103H10ZM9 104V105H10ZM15 104V103H14ZM30 104V103H29ZM66 105H67V103H65ZM72 104V103H71ZM70 104V105H71ZM119 104H121V103H119ZM134 104V103H133ZM133 104H132V106L131 107H133ZM139 104H137L136 106L137 107H140V106H138ZM224 104V105H223ZM254 106H255V104H254V102L252 103ZM4 105V104H3ZM2 105V106H3ZM54 105V104H53ZM79 105V104H78ZM127 105V104H126ZM130 105V104H129ZM129 105H128V109L130 108L129 107ZM146 105V104H145ZM196 106V109H193V108H195V106ZM250 105V104H249ZM20 106H21V103H20ZM19 106V107H20ZM31 106H34L33 104L31 105ZM76 106V105H75ZM115 106H117V105H115ZM135 105H134V107H136ZM191 106H194L192 109H190V107ZM198 106H199V108H198ZM248 106V105H247ZM246 106V108H250V106H248L247 107ZM18 107V106H17ZM16 107V110L18 109ZM94 107H96V106H94ZM105 107V106H104ZM114 107V106H113ZM124 107H125V105H124ZM134 107H133V109H134ZM201 107V108H200ZM229 107H231V106H229ZM241 107H243V106H241ZM253 107V106H252ZM12 108H13V105H12ZM22 108H25V106L24 107H22ZM35 108V107H34ZM69 108V107H68ZM68 108H66V109H61V108H56L58 111H57V115H56V121L58 122V123H60L61 125H62V132H63V134L65 135V134H67V133H70L73 137H75V138H77V139H85V138H87L88 137V135H89V132H90V128H91V126L92 125H94L95 124V120H93L92 118H88V119H78V120H75V121H72L71 119H70V111H69V109ZM117 108L118 107H115V110H117ZM151 108V107H150ZM248 108V109H249ZM11 109V108H10ZM31 109V108H30ZM29 109V110H30ZM88 109H90L89 107H88ZM121 108H119V110H120ZM131 109V108H130ZM129 109V110H130ZM132 109V110H133ZM136 109V108H135ZM134 109V110H135ZM222 109V108H221ZM225 109V108H224ZM255 109V108H254ZM253 109V111L252 112H256V113H258V115L256 114V113H254V115L256 114L257 115V117H261V115H262V113L260 112H258V111H255ZM7 111H8V109H6ZM20 110H22V109H20ZM33 108L30 110L31 111V113L33 112ZM124 110V109H123ZM139 110V109H138ZM145 110H147V109H145ZM190 110V111H189ZM250 110H252V109H250ZM3 111V110H2ZM12 111V110H11ZM10 111V112H11ZM30 111H29V113H30ZM111 111V110H110ZM137 111V110H136ZM192 111V112H191ZM217 111V112H218ZM245 111V110H244ZM79 112L81 113L82 112V110H79ZM118 113H119V111H117ZM117 112H116V114H117ZM120 112H122V111H120ZM134 113H135V111H133ZM189 112H191V114L189 113ZM252 112H250L251 114H253ZM8 113V112H7ZM12 113V112H11ZM17 114H19L18 112H16ZM21 113V112H20ZM159 115H158V114ZM246 113V112H245ZM2 114V113H1ZM5 114H6V112H5ZM22 115H23V113H21ZM20 114V115H21ZM110 114H112V112L110 113ZM121 115H122V113H120ZM131 114H132V111H131ZM157 114V115H156ZM168 114H172V120L171 119H169V120H166L165 119V115L167 116ZM173 114L175 115V116H177V117H175V119L173 118L174 116H173ZM190 114V115H189ZM195 114V113H194ZM251 114H249V116H251ZM261 114V115H260ZM10 115V114H9ZM22 115H21V117H22ZM26 115V114H25ZM33 115H35L34 114V112H33V114H32V116ZM92 115V114H91ZM101 115H102V113H101ZM118 115V114H117ZM121 115H118V116H121ZM208 115H210V114H208ZM215 115V114H214ZM237 115V114H236ZM239 115V114H238ZM243 115V114H242ZM254 115H252V117L254 116ZM11 116V115H10ZM10 116H8V114H6V115H0V136H1V138L0 139H2V134H4L3 132H7V130H9V132L11 131L12 132V135H11V133L9 134V135H11L10 137H9V142L8 141H6L5 139L3 140V142L5 141L6 143H8L7 145H4V143H1V145H0V158H2V157H7L8 158V160H9V162H10V167H11V169H9L11 172H12V175L11 176H13V178H9V179H3V178H1L0 177V210H1V212H0V264H62V262L64 261V262H68V261H74V263L75 264H114V262H112L111 263V261H110V259L112 258V253H111V250H110V253H111V258H108L107 256V254L108 253H106V252H104L103 251V253H102V251H99V250H97L96 249V247L94 246V244H93V242L91 241V235H93L94 234V232H92V230L90 229V227H91V225L93 224H91V220H90V218L88 217V215L85 213V211L81 208V206L79 205V203L77 202V200H76V198H75V196H76V188H75V186L73 185H71V186H66L65 184V186L64 185H59L60 183H58V184H56L55 182V184L54 185H52V186H49L50 188L47 190V188H46V192L45 193H42V194H45L44 195V197H39L38 196V194H37V189L39 188V186L42 184L43 185V183L44 182H46V181H48V180H52L53 181V179H57V178H59L60 176H62L63 174H65V172H66V168L64 167V166H66L65 164H63V160H62V158L59 156V154L57 155V153L55 152V151H53V149L52 148H50L49 146H48V144H47V140H45V139H42V143H43V141H46L45 143H46V145L43 143V145H45V146H43L42 145V147L40 146V144H37V143H34L33 141L34 140H31V138H30V135H31V137H32V135H33V132L32 131H34V132H38V134H39V132H40V136H42V137H44L42 134H43V132H41L42 130H40L39 128H36L35 130H37V131H35L34 129L33 130H31V128H30V130H31V132H32V134H30L29 135V130H27V128L28 127H25V125H27V124H23L24 126V128H26V130H24V128H22V125L21 124H15L14 122H15V119H16V116H17V118H18V115H16L13 119H14V122H13V124L11 123V122H9L8 121V119L10 118ZM13 116V115H12ZM28 116V115H27ZM30 116V115H29ZM29 116L27 117V118H29ZM104 116V115H103ZM183 116V115H182ZM184 116H183V118H178L179 120L176 122L175 121V123H174V121L173 122H171V123H174L172 126L174 127V125L176 124V125H178L182 120H185L186 118H188L187 116L184 118ZM246 116H248V114L246 115ZM20 117V116H19ZM34 117V116H33ZM117 117V116H116ZM122 117V116H121ZM204 117V116H203ZM206 117V116H205ZM222 117V116H221ZM240 117H242V116H240ZM239 117V118H240ZM263 117H264V114H263ZM262 117V118H263ZM12 118H11V120H12ZM35 118V117H34ZM233 118H235V117H233ZM244 118V117H243ZM251 117H248V119H250ZM259 118H256V119H254V121L257 123V121H258V123H259V121H263L264 122V118L263 119H259ZM23 119H26V117H24ZM22 119V122H24V120ZM118 119H121V118H118ZM168 119V118H167ZM229 119V118H228ZM227 119V120H228ZM246 119V118H245ZM259 119V120H258ZM18 120H20V118L18 119ZM28 120L29 119H27V122L26 123H28ZM31 120V119H30ZM140 120V119H139ZM232 120V119H231ZM235 120V122L237 121L236 119H234ZM233 120V121H234ZM240 120V119H239ZM238 120V121H239ZM253 118L252 119H250L249 121H251L252 123H253ZM21 121V120H20ZM18 122V121H16V122H18V123H21V122ZM33 121H34V119H33ZM33 121H31V123L33 122ZM120 121H122V120H120ZM142 121V120H141ZM248 121V120H247ZM30 122V121H29ZM119 122V121H118ZM145 122V121H144ZM147 122V121H146ZM168 122H169V124H168ZM11 123V124H10ZM37 123L38 122H36V123H32L31 125H30V123H28V125L27 126H29V127H34V125H37ZM117 123V122H116ZM121 123V122H120ZM138 123V122H137ZM136 123V124H137ZM205 123L206 124H209V127L207 128V131H205L206 129H204V125H205ZM205 123H200V124H198V125H196V127L193 129V131H190V133H188V135L187 136H185V137H187V140H189V142L191 141V144H190V146H189V149H188V158H190V159H192V161L193 160H195L196 158H195V152L197 151V147L194 145V143H196L195 142V137H196V133L197 132H199V131H202V130H204L205 131V134L203 135V142L204 143H206V146H207V148L208 149H215V148H217V146L218 145H220V144H223L224 145V151H222V153L223 152H226L227 153V155L228 156H231L229 159H233V160H237V158H239L242 154H243V152H245V147H247V149H251V148H249L248 146H245V144H243V143H245L246 141H247V139H242V137H244V136H242V132H239L237 129L235 130V129H229V124L231 123V121H226L225 119H223V117H222V119H220V118H218L217 116H209V118L208 119H206V121H205ZM252 123H250V124H252ZM15 124V125H14ZM134 124V123H133ZM243 125H244V123H242ZM250 124H249V122H248V125L250 126ZM255 124V123H254ZM263 124V123H262ZM16 125H18V126H20V128L19 127H17ZM39 125V124H38ZM37 125V126H38ZM111 125V124H110ZM135 125V124H134ZM139 125V124H138ZM175 125V126H176ZM195 125V124H194ZM242 125V127H243V129H244V126H246L247 125V123H246V125H244L243 126ZM112 126H115V125H112ZM111 126V127H112ZM231 126V125H230ZM239 126H241V125H239ZM132 127V126H131ZM232 127V126H231ZM252 127V126H251ZM251 127H249V128H251ZM22 128V129H21ZM102 128H104V127H102ZM175 128V127H174ZM193 128V127H192ZM235 128V127H234ZM253 128V127H252ZM29 129V128H28ZM59 129H60V127H59ZM109 129V128H108ZM163 129V131H165ZM254 129L256 130L255 132H254ZM253 129V132H254V134H252L253 132H252V130H251V134H249L250 136L252 135V141L250 140L249 142L250 143H252L253 141H254V138H256V136H255V133L256 134H260V131H258L257 130V127L256 128H254ZM40 130V131H39ZM241 130H242V128H241ZM246 130V129H245ZM257 131H258V133H257ZM261 131H263V132H261V135H258V136H263V139H264V135H263V133H264V128H263V130H261ZM108 132V131H107ZM193 132H195V134L193 133ZM245 132V131H244ZM243 132V133H244ZM248 132H249V130H248ZM94 133V132H93ZM137 133V132H136ZM36 134V133H35ZM91 134V133H90ZM244 134H247V130H246V133H244ZM8 135V136H9ZM139 135V136H138ZM165 135V134H164ZM186 135V134H185ZM249 135L248 136H246L245 135V138H247L248 137V140L250 139V137H249ZM37 135H35V137H36ZM4 137V136H3ZM6 137H7V135H6ZM165 137V136H164ZM5 138V137H4ZM37 138H40V141H41V137H39V136H37ZM74 138V139H75ZM179 138V137H178ZM7 140H8V138H6ZM35 139V138H34ZM115 139V138H114ZM118 139V140H117ZM165 139V138H164ZM260 139H262V138H260ZM36 140H38V139H36ZM163 140V139H162ZM202 140V139H201ZM243 140H245V142H243ZM39 141V140H38ZM105 141V140H104ZM166 142H167V140H165ZM255 141H257V143H258V141L259 142H262L261 140H255ZM254 141V143L256 144V142ZM74 142V141H73ZM107 142H109V141H107ZM114 141H112V143H113ZM241 142H243V143H241ZM248 142V141H247ZM41 143V144H42ZM49 143V142H48ZM185 143H187V142H185ZM90 144V143H89ZM177 144V143H176ZM255 144H254V147H256L255 146ZM39 145V146H38ZM109 145H111V144H109ZM117 145V144H116ZM164 145H167L166 143L164 144ZM250 145H253V144H250ZM263 145V144H262ZM46 146H48V147H46ZM107 146V145H106ZM118 146V145H117ZM180 147L182 146V145H179ZM264 146V145H263ZM122 147V146H121ZM120 147V148H121ZM133 147H135V146H133ZM83 148V147H82ZM117 148V147H116ZM128 148V147H127ZM206 148V147H205ZM118 149L119 148H117V150H112V149H108V150H106V155H108L107 156V158H108V162H109V166H107V165H104V166H100L101 168H99V174H98V177H101L102 175H104V173H106L107 172V170L109 169V168H113L112 169V171H114V169L117 167L116 166V163L115 162H113V159H112V157L114 156V154H115V151H118ZM123 149V148H122ZM121 149V150H122ZM129 149H130V147H129ZM221 149H223V148H221ZM246 149V150H247ZM100 150H102L103 151V149H100ZM127 150V149H126ZM252 150V149H251ZM101 151V152H102ZM124 151V150H123ZM186 151V150H185ZM207 151V150H206ZM255 151V150H254ZM257 151H258V149H257ZM256 151V152H257ZM104 152V151H103ZM165 152V151H164ZM203 152V151H202ZM247 152V151H246ZM249 152H251V151H249ZM263 152V151H262ZM138 153V154H139ZM213 153V152H212ZM216 152L214 151V154H215ZM255 153V152H254ZM140 154V155H141ZM146 154V155H147ZM199 154V153H198ZM219 154V153H218ZM250 154V153H249ZM263 154V155H262ZM78 155V154H77ZM168 155V154H167ZM226 155V156H227ZM255 155H257V154H255ZM80 156V155H79ZM142 156V155H141ZM159 156H160V154H159ZM204 156V155H203ZM227 156V157H228ZM252 156V155H251ZM261 156H264V153H261ZM124 157H126V156H124ZM135 157V156H134ZM150 157V156H149ZM255 157V156H254ZM259 157V156H258ZM127 158V157H126ZM138 158V157H137ZM139 158H140V156H139ZM138 158V159H139ZM144 158V157H143ZM145 158H146V156H145ZM144 158V159H145ZM155 158V157H154ZM204 158V157H203ZM242 158V157H241ZM260 158H262V161H263V159H264V157H260ZM259 158V159H260ZM134 159V158H133ZM152 159H153V156H152ZM159 159H160V157H159ZM165 159V158H164ZM199 159V158H198ZM221 159V158H220ZM222 159H224V158H222ZM228 159V158H227ZM244 159H245V157H243V161H244ZM247 159V158H246ZM253 159V158H252ZM255 159H257V158H255ZM258 159V160H259ZM2 160H3V158H2ZM6 160V159H5ZM128 160V159H127ZM140 160V159H139ZM151 160V159H150ZM204 160H205V158H204ZM218 160L219 159H217V163H218ZM101 161V160H100ZM136 161H138V160H136ZM147 161V160H146ZM162 161V163H165V162H163L164 160H161ZM190 161V160H189ZM215 161V160H214ZM222 161V160H221ZM226 161V160H225ZM228 161V160H227ZM241 161V160H240ZM239 161V162H240ZM246 161V160H245ZM65 162V161H64ZM127 162V161H126ZM144 162V161H143ZM142 162V163H143ZM212 162V161H211ZM210 162V163H211ZM219 162H220V160H219ZM247 162V161H246ZM67 163V162H66ZM135 163V162H134ZM133 163V164H134ZM155 163V162H154ZM161 163V164H162ZM169 163V162H168ZM198 163V162H197ZM223 163V162H222ZM227 163V162H226ZM231 164H232V162H230ZM235 163H237V162H235ZM243 163V162H242ZM245 163V162H244ZM243 163V164H244ZM7 164H9V163H7ZM129 164V163H128ZM136 164V163H135ZM240 164V163H239ZM238 164V165H239ZM6 165V164H5ZM68 165V164H67ZM147 166H148V163L146 164ZM163 165V164H162ZM164 165H168V164H164ZM190 165H191V163H190ZM237 165V164H236ZM235 165V166H236ZM258 165V164H257ZM256 165V166H257ZM144 166H145V162H144ZM146 166V167H147ZM149 166H150V162H149ZM154 165H153V160H152V167H153ZM155 166H156V164H155ZM161 166V165H160ZM169 166L171 167V168H175V170H176V167H175V165L173 164V163H169ZM199 166H200V164H199ZM9 167V168H10ZM151 167V166H150ZM149 167V168H150ZM151 167V169H153ZM157 167V166H156ZM159 167V166H158ZM157 167V168H158ZM164 167H166V166H164ZM202 167V166H201ZM204 167V166H203ZM263 167H264V165H263ZM145 168V167H144ZM148 168V169H149ZM160 168V167H159ZM161 168H162V166H161ZM167 168H169V167H167ZM166 168V169H167ZM200 168V167H199ZM127 169V168H126ZM165 169V168H164ZM165 169V170H166ZM202 169V168H201ZM118 170V169H117ZM122 170V169H121ZM147 170V169H146ZM155 170V169H154ZM171 170V169H170ZM180 170V169H179ZM178 170V171H179ZM123 171H125L124 169H123ZM172 171V170H171ZM174 171V170H173ZM182 171V170H181ZM248 171V170H247ZM6 172V171H5ZM150 172V171H149ZM152 172H155V171H153L152 170ZM161 172V171H160ZM180 172V171H179ZM232 172V171H231ZM262 172H264V171H262ZM261 172V173H262ZM0 173H2V172H0ZM68 173V172H67ZM73 173V172H72ZM71 173V174H72ZM93 173V172H92ZM111 173V172H110ZM125 173H127V172H125ZM176 173V172H175ZM254 173V172H253ZM252 173V174H253ZM7 174V173H6ZM112 174V173H111ZM128 174V173H127ZM136 174V173H135ZM164 174V173H163ZM177 174H179V173H177ZM254 174H256L257 175V173H254ZM254 174H253V177H254ZM1 175V174H0ZM129 175V174H128ZM138 175V174H137ZM136 175V177H135V184H136V186H138V187H140L141 186V184L144 182V180H145V178L144 177H142V176H137ZM181 178H180V180L182 181H180L179 180V182L180 183H182L183 184V182L186 184V194H185V197H184V195H183V200L181 201V202H177L173 207H172V209H173V211H169L168 213L171 215L172 214V217L170 218V220H172V221H180V220H183L184 218H186V217H189V216H192V213H191V204L193 203V201L194 200H196V197H197V193H198V188H199V186H200V183L202 184L203 183V178H205V180L207 179L206 177H205V175H202V174H200V173H197V174H193V175H191L190 176V174L189 175H187V174H185L184 172H182L181 173ZM263 175H264V173H263ZM6 176V175H5ZM64 176V175H63ZM107 176V175H106ZM130 176V178H131V175H129ZM132 176H133V174H132ZM163 176V175H162ZM176 176H178V175H176ZM241 176V175H240ZM246 176V175H245ZM249 176V175H248ZM252 176V175H251ZM251 176H249V177H251ZM258 177H260V174L259 175H257ZM208 177H209V175H208ZM223 177V179L222 178H220V179H222V180H225V178H226V176H222ZM232 177H234V175L232 176ZM244 177V175H242V178ZM263 176L261 175V177L260 178H262ZM102 178V177H101ZM176 178V177H175ZM214 178V177H213ZM218 178V179H219ZM227 178H230L229 176L227 177ZM226 178V179H227ZM237 178H239V176L236 174V177L234 178V179H232V178H230V180H225L224 181V183H225V185L220 189V190H217V188L216 187H214L211 183H210V181L209 182H207V183H210V187L212 188V186L215 188H213V190H215V191H219L220 193H224L225 195L222 197L223 198V208L224 207H227L228 206V208H229V206H234V207H237L236 205H238V206H240L241 204L243 205V201L242 200H246V198L244 197L246 194H244V196H243V193L241 192H233V191H231L230 189H225L226 187V185H228V183H232L235 179H237ZM248 178V177H247ZM255 178V177H254ZM254 178H252V180L254 179ZM259 178V179H260ZM264 178V177H263ZM132 179L134 180V178L132 177ZM150 179V178H149ZM173 179V178H172ZM209 179V178H208ZM220 179H219V181H220ZM241 179V177L237 180V183H238V181ZM255 179H257V180H259L258 178H255ZM70 180V179H69ZM132 180V181H133ZM146 180H147V178H146ZM201 180H202V182H201ZM215 180H216V178H215ZM215 180H214V182H215ZM249 181V178L248 179H246L245 180V182H244V184L247 182L248 183V181ZM251 180V181H252ZM159 181V184H160V187L162 188V191L160 192L162 195H164L165 194V196L167 195V194H169L168 193V191L170 190V186H171V184H172V181H171V179L169 178V177H163L162 179H160V180H158ZM217 181V180H216ZM241 181V180H240ZM239 181V183H238V185L240 184V183H242V181L240 182ZM254 181V180H253ZM261 181V180H260ZM264 181V180H263ZM97 182V181H96ZM124 182V181H123ZM122 182V183H123ZM128 182V181H127ZM148 182H149V180H148ZM151 182V181H150ZM174 182V181H173ZM176 183H177V181H175ZM214 182H213V180H212V183L214 184ZM221 182H223V181H220V183ZM257 182V181H256ZM259 182V181H258ZM257 182V183H258ZM262 182V181H261ZM260 182V183H261ZM53 183V182H52ZM147 183V182H146ZM158 183V182H157ZM176 183H173V184H175L176 185ZM205 183V182H204ZM223 183V184H224ZM235 183V182H234ZM253 185H254V182H251ZM260 183H258L257 184V188H258V186H259V184ZM49 184H50V182H49ZM125 184H127L126 183V180H125ZM129 184V183H128ZM181 184V185H182ZM219 184V183H218ZM217 184V185H218ZM222 184V183H221ZM243 184V185H244ZM262 184V183H261ZM261 184H260V186H261ZM111 185V184H110ZM133 184H131V186H132ZM184 185V184H183ZM204 185V184H203ZM203 185H201V187L203 188ZM206 185V184H205ZM212 185V186H211ZM220 185V184H219ZM231 185V184H230ZM229 185V186H230ZM241 185V184H240ZM239 185V186H240ZM44 186V185H43ZM96 186V185H95ZM99 186H101V185H99ZM114 186V185H113ZM185 186V185H184ZM215 186H216V182H215ZM259 186V187H260ZM263 186V185H262ZM117 187V186H116ZM119 187V186H118ZM117 187V188H118ZM137 187V189H140V188H138ZM175 187V186H174ZM228 187V186H227ZM232 187V186H231ZM244 187H246V186H242V189L244 188ZM256 187V186H255ZM45 188V187H44ZM96 188H97V186H96ZM100 188V187H99ZM102 188V187H101ZM113 188H115V187H113ZM113 188L111 189V190H113ZM180 188H182V187H180ZM208 188V187H207ZM220 188V187H219ZM249 188V187H248ZM262 188V187H261ZM105 189V188H104ZM103 189V190H104ZM209 189V188H208ZM245 189V188H244ZM264 189V188H263ZM131 190H133V189H131ZM151 190V189H150ZM161 190V189H160ZM159 190V191H160ZM181 190V189H180ZM42 191H44V190H42ZM126 191V190H125ZM140 191V190H139ZM151 191H153V190H151ZM155 191V190H154ZM170 191H172V190H170ZM212 191V190H211ZM237 191V190H236ZM243 191V190H242ZM248 191V190H247ZM251 191H253V190H251ZM257 191H259V189H257ZM140 192H142V191H140ZM147 192H148V190H147ZM200 192V191H199ZM256 192V191H255ZM259 192H261V191H259ZM259 192H258V194H259ZM121 194H122V192H120ZM126 193H128V192H126ZM151 193V192H150ZM182 193V192H181ZM253 193V192H252ZM257 193V192H256ZM134 195H135V193H133ZM137 194V193H136ZM180 194V193H179ZM253 194H255V193H253ZM151 196H152V193L150 194ZM79 196V195H78ZM122 196V198H123V194L121 195ZM169 196V195H168ZM180 196H181V194H180ZM215 195H212L211 194V197L213 198ZM217 196H219V195H217ZM222 196V195H221ZM220 196V197H221ZM248 196H250V195H248ZM248 196H246V197H248ZM254 196V195H253ZM198 197H200V196H198ZM197 197V198H198ZM245 199H244V198ZM255 197V196H254ZM254 197H252L253 198V200H254ZM259 197V196H258ZM257 197V194H256V198L255 199H257L258 198ZM262 197H264V195L262 196ZM262 197L260 198L261 199V201H262ZM86 198V197H85ZM116 198V197H115ZM133 198V197H132ZM135 198V197H134ZM153 198V197H152ZM162 198V197H161ZM170 198V197H169ZM169 198H167V201H168V199ZM201 198V197H200ZM218 198V197H217ZM124 199V198H123ZM157 199L158 198H156V201H157ZM219 199V198H218ZM248 199L249 200H246L245 202L247 203H249V201H251L250 199H251V197H248ZM117 200V199H116ZM181 200V199H180ZM199 200V199H198ZM204 201H205V199H203ZM264 200V199H263ZM140 201H141V199H140ZM152 201H153V199H152ZM177 201H178V199H177ZM197 201V200H196ZM218 201V200H217ZM258 201V200H257ZM256 201V202H257ZM118 202V201H117ZM116 202V204H117V206H118V204L119 203H117ZM123 202H124V200H123ZM154 202V201H153ZM152 202V203H153ZM159 202V201H158ZM173 202V200L171 201L170 200V203H172ZM175 202V201H174ZM222 202V201H221ZM241 202V204L239 205V203ZM167 203H169V202H167ZM169 203V205H171ZM205 203V202H204ZM207 203V202H206ZM217 203V202H216ZM247 203V204H248ZM159 204V203H158ZM161 204V203H160ZM173 204V203H172ZM203 204V203H202ZM201 204V205H202ZM250 204V203H249ZM122 205L123 204H121V206L120 207H122ZM168 205V204H167ZM167 205H165V206H167ZM218 206H217V210L215 209V210H212L210 213L212 214L213 213V211L215 212V211H219V209L221 208H218L219 207V202H218V204H217ZM244 205H245V203H244ZM85 206H86V204H85ZM155 206V205H154ZM164 206V207H165ZM213 206H215V205H213ZM82 207H84L83 205H82ZM138 207V206H137ZM159 207V206H158ZM168 207V206H167ZM212 207V206H211ZM171 208V207H170ZM202 208H203V206H202ZM207 208V207H206ZM228 208H224L225 210H228ZM116 209V210H115ZM114 210L115 211H117V210H119L120 211V209H117V208H115ZM152 208H150V210H151ZM159 209V208H158ZM199 209H200V207H199ZM205 208H203V209H200V210H203V212H206L205 210H204ZM212 209H213V207H212ZM230 209H232L231 207L229 208V210ZM149 210V211H150ZM153 211H154V209H152ZM165 210V209H164ZM209 210L210 209H208L207 211H208V213H209ZM233 210V209H232ZM119 211H118V213H119ZM198 211V210H197ZM222 211V210H221ZM97 212V211H96ZM95 212V213H96ZM155 212V211H154ZM173 212V213H172ZM202 212V211H201ZM201 213V214H203L204 215V213ZM220 212V211H219ZM153 213V212H152ZM199 213V212H198ZM207 213V212H206ZM205 213V215H209V214H206ZM120 215L122 214V213H119ZM255 214V213H254ZM151 215V214H150ZM154 215V214H153ZM253 215V214H252ZM256 215V214H255ZM152 216V215H151ZM149 217V216H148ZM255 217V216H254ZM256 218H258V217H256ZM37 219H40V228L39 229H36V230H30V225H31V223L33 222V221H35V220H37ZM118 219H119V217H118ZM160 219V218H159ZM255 219V218H254ZM144 220H146L147 221V218H145ZM247 220H248V215H247ZM257 220V219H256ZM156 221V220H155ZM163 221H164V219H163ZM235 221V220H234ZM262 221V220H261ZM133 222V221H132ZM158 221H156V223H157ZM39 223V222H38ZM95 223V222H94ZM115 223V222H114ZM127 223H129V222H127ZM126 223V224H127ZM134 223V222H133ZM132 223V224H133ZM155 223V222H154ZM155 223V224H156ZM254 223H256V222H254ZM113 224V223H112ZM136 224H138L137 222L136 223H134V225H136ZM149 224V223H148ZM158 224V223H157ZM97 225V224H96ZM109 225V224H108ZM128 225V224H127ZM127 225H126V227H127ZM159 225H161V223L160 224H158L157 226H159ZM180 225H182L181 223L179 224V226ZM132 226V225H131ZM143 226V225H142ZM256 226V225H255ZM150 227V226H149ZM187 227H189V226H187ZM244 227H246V226H244ZM254 227V226H253ZM92 228H93V226H92ZM95 228V227H94ZM131 228V227H130ZM132 228H133V226H132ZM144 228V227H143ZM145 228H146V226H145ZM148 228V227H147ZM242 228V227H241ZM127 229H129L128 227H127ZM136 228H134V230H135ZM247 229V228H246ZM133 230V229H132ZM114 231V230H113ZM241 231H243V229H241ZM263 231H264V229H263ZM199 233V232H198ZM239 231H236L235 232V235H234V238L235 239H237V238H239L240 236H238L239 234ZM258 233V232H257ZM97 235H98V231H97V233H96ZM165 234V233H164ZM256 234V233H255ZM169 235V234H168ZM96 236V235H95ZM161 236V235H160ZM260 236V235H259ZM258 236V238H260ZM225 237V236H224ZM158 238V237H157ZM169 238V237H168ZM181 238H182V242H180L181 244H180V247H184V249H185V246L187 245V247L190 245V244H188V242H187V236L185 235V234H182L181 233ZM212 238V237H211ZM217 238V237H216ZM228 238V237H227ZM225 239H226V237H225ZM243 239V238H242ZM247 239V238H246ZM253 239V238H252ZM252 239L250 240V241H252ZM177 240V239H176ZM179 240V239H178ZM238 240V239H237ZM162 241V240H161ZM226 241V240H225ZM255 241V240H254ZM179 242V241H178ZM200 242H201V240H200ZM212 242V241H211ZM224 242V241H223ZM247 242H249L248 240H247ZM256 242V241H255ZM263 242V241H262ZM173 243V242H172ZM177 243V242H176ZM212 243H214V242H212ZM226 243H227V241H226ZM240 243V242H239ZM199 244V243H198ZM215 244V243H214ZM224 244V243H223ZM228 244V243H227ZM104 245V244H103ZM102 245V246H103ZM226 245V244H225ZM252 245H255L254 243L252 244ZM101 246V247H102ZM171 246H173V245H171ZM193 246V245H192ZM223 246V245H222ZM227 246V245H226ZM232 246H234V242H233V245ZM243 246V245H242ZM248 246V245H247ZM246 246V247H247ZM176 247V246H175ZM178 247H179V245H178ZM178 247H176V248H178ZM190 248H191V246H189ZM199 247V246H198ZM250 247V245L247 247V249L249 250V249H251V248H249ZM261 247V245L259 246V248ZM194 248H196V247H194ZM201 248H202V246H201ZM253 248V247H252ZM179 249H181V248H178V250ZM191 249H193V248H191ZM203 250H204V252H206L207 253V255H209V261H215V258H214V255H212V251L209 249V248H207V247H203L202 248ZM255 249H257V248H254V251H255ZM262 248H260V250H256V251H262L261 250ZM103 250V249H102ZM182 250H183V248H182ZM201 250V249H200ZM226 250V249H225ZM245 250V249H244ZM199 251V250H198ZM102 254H101V253ZM116 252V251H115ZM180 252V251H179ZM182 252V251H181ZM201 252H202V250H201ZM45 253H47L48 254V256H45ZM117 253V252H116ZM183 253V252H182ZM182 253H181V255H182ZM203 253V252H202ZM104 254V255H103ZM107 255V256H106ZM119 255V254H118ZM117 255V256H118ZM121 255V254H120ZM120 255H119V259L118 260H120ZM107 258H106V257ZM109 256V257H110ZM200 256V255H199ZM114 257V256H113ZM123 257V256H122ZM122 257H121V259H122ZM168 257V256H167ZM204 257V256H203ZM224 257H225V255H224ZM242 257V256H241ZM244 257V256H243ZM242 257V258H243ZM250 257H252V256H250ZM249 256H248V258L249 259H251ZM169 258V257H168ZM201 258V257H200ZM205 258V257H204ZM245 258V257H244ZM247 257H246V259H248ZM116 259H117V257H116ZM230 258L228 257V260H229ZM234 259H235V257H234ZM233 259V260H234ZM238 259V258H237ZM246 259H244V260H246ZM112 260V259H111ZM123 260V259H122ZM127 260V259H126ZM254 260H257V258L255 259H253L252 258V262L254 261ZM242 261H243V259H242ZM241 261V262H242ZM248 261H251V260H248ZM263 263H264V258H263V260H261ZM126 262V261H125ZM222 262V261H221ZM226 262H229V261H226ZM225 262V263H226ZM258 262V261H257ZM262 262H258V263H262ZM182 263V262H181ZM224 263V262H223ZM224 263V264H225ZM258 263H256V264H258ZM262 263V264H263ZM128 264V263H127ZM173 264H175V263H173ZM178 264H180V262H178ZM184 264V263H183ZM230 264V263H229ZM232 264V263H231ZM241 264V263H240ZM243 264V263H242ZM244 264H246V262L244 263ZM247 264H249V263H247ZM253 264H254V262H253Z\"/></svg>", "mask_w": 264, "mask_h": 264}, {"label": "snow or ice", "instance_id": "snow-or-ice-1", "mask_svg": "<svg viewBox=\"0 0 264 264\" xmlns=\"http://www.w3.org/2000/svg\"><path fill=\"white\" fill-rule=\"evenodd\" d=\"M145 7H146V10L147 11H151L152 10V7H154V6H152V5H146ZM149 50H150V45H148V46L145 47V50H144L145 51V57L148 56ZM116 264H126V262L117 261Z\"/></svg>", "mask_w": 264, "mask_h": 264}]
</instances>
